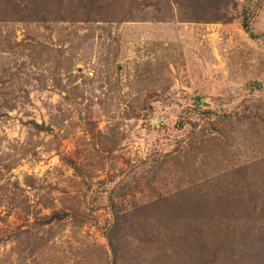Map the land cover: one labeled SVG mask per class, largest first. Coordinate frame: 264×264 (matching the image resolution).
<instances>
[{"label":"rangeland","instance_id":"1","mask_svg":"<svg viewBox=\"0 0 264 264\" xmlns=\"http://www.w3.org/2000/svg\"><path fill=\"white\" fill-rule=\"evenodd\" d=\"M175 1L0 0V264H264V0Z\"/></svg>","mask_w":264,"mask_h":264},{"label":"trees","instance_id":"2","mask_svg":"<svg viewBox=\"0 0 264 264\" xmlns=\"http://www.w3.org/2000/svg\"><path fill=\"white\" fill-rule=\"evenodd\" d=\"M58 1L59 2H57V0H36V3H34V4H29V3L27 4V11L30 8L35 9V7H37L38 10H39V12L41 14H43L45 20H46L47 14H49L51 16H55L54 18L59 19L60 16L62 15V14L60 15V8H61L60 7V4L62 6V0H58ZM81 1L82 0H66V2H67L66 7L68 8L67 11H69L70 13L75 14L76 16H79L81 14L82 18L87 19L88 18L87 17L88 16V13L82 11L81 10V7L78 8L77 6L78 5H81L84 8H89V7H91V5H87L86 6L85 3H82ZM87 1H91V0H87ZM206 1L207 2H210V3H216L217 2V0H206ZM175 2L178 4V6L180 8H182V7L184 8V6H191L193 8V5H189L190 0H177ZM198 2H200V0H197L196 3H198ZM243 14H244V16L242 18V23H241L242 26H243V29L249 33V36L256 37V35L254 33H252L251 30L249 29V22H248L249 21V17L247 16V14H248L247 13V9H244L243 8ZM189 18L195 19V20H200L201 18H204V16L203 15H195L193 13V16L190 15ZM33 124L37 128H40V129L44 128V124L38 125L35 122H33ZM58 215H61V216H64L65 215L66 216V213H64V212L63 213L62 212H55V213L51 214L46 219V222H49L50 221L51 216H52V218H57ZM114 237L116 238L115 233H114V230L109 227L107 229V241H108V246H109L112 254L115 253V245H114V242H113V238ZM203 258H206L207 259V257L205 256V254L203 255Z\"/></svg>","mask_w":264,"mask_h":264}]
</instances>
